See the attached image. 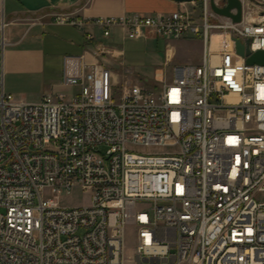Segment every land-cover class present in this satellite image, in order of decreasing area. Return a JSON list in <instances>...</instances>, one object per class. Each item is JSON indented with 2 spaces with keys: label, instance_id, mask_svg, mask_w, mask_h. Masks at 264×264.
Returning <instances> with one entry per match:
<instances>
[{
  "label": "built area",
  "instance_id": "2783aa9c",
  "mask_svg": "<svg viewBox=\"0 0 264 264\" xmlns=\"http://www.w3.org/2000/svg\"><path fill=\"white\" fill-rule=\"evenodd\" d=\"M240 1V22L202 0L188 2L201 6V24L188 8L53 14L94 48L90 59H63L62 84L79 88L71 97L15 100L0 46V264H127L115 234L128 226L145 233L131 264H264V64H248L234 40L264 50V10L253 9L264 0ZM218 24L233 25L231 48L203 46L202 62L175 66L158 93L129 80L114 101L115 73L98 57L124 51L105 47L95 29L105 39L180 38L213 36ZM129 145L177 150L140 154ZM75 187L90 202L62 204ZM163 232L170 247L158 246Z\"/></svg>",
  "mask_w": 264,
  "mask_h": 264
},
{
  "label": "rangeland",
  "instance_id": "374dc122",
  "mask_svg": "<svg viewBox=\"0 0 264 264\" xmlns=\"http://www.w3.org/2000/svg\"><path fill=\"white\" fill-rule=\"evenodd\" d=\"M14 0H5L6 5L13 3ZM188 9L195 18V21L201 24V6H193L188 3ZM9 7V6H8ZM9 9V8H6ZM254 11L264 10V5L254 6ZM97 40L102 41L105 47L112 50H123L124 55H105L98 57L100 63H104L115 73L116 81L113 87V99L119 102L123 94V87L127 81L140 83L149 90L158 93L164 83H171L174 79V68L177 64L197 65L202 62L203 56V37L202 34L184 35L180 38L156 37L142 39H123L116 35L111 39H105L97 36ZM51 56L47 59L45 71L29 72L19 75L6 74L4 77V87L7 93H11L17 101L37 102L47 94L59 92L65 93L71 97L77 94L79 88L60 84L52 86L50 78L55 66L62 60L66 54H84L87 59L91 58L93 49L82 46L76 50L70 49V46L63 48L59 44L47 43ZM167 45L173 46V55L167 57ZM69 50H71L69 52ZM67 51V52H66ZM76 51V52H75ZM168 53L171 54L169 48ZM157 72H162L164 79H157ZM128 149L140 154H170L177 150L175 146H133L129 145ZM49 193L45 192L47 197ZM50 195V194H49ZM262 195H258L261 198ZM91 192L83 190L81 187H75L70 194L61 196V203L68 206L83 205L90 202ZM136 230L133 226L126 227L125 232V257L127 264L132 263L135 257V240Z\"/></svg>",
  "mask_w": 264,
  "mask_h": 264
},
{
  "label": "crops",
  "instance_id": "0c3cea01",
  "mask_svg": "<svg viewBox=\"0 0 264 264\" xmlns=\"http://www.w3.org/2000/svg\"><path fill=\"white\" fill-rule=\"evenodd\" d=\"M187 5L188 2L178 3L173 0H14L13 3L6 5L3 0L2 12L7 22L4 29L7 40L3 51L4 77L6 74L43 73L47 59L51 56L47 43L59 44L63 48L70 46L73 51L82 46L93 49L92 45L86 42L82 31L71 25L55 23L53 14H71L88 18L120 16L134 12L155 14L188 8ZM95 33L96 36H101L99 29H95ZM167 46V57L170 59L173 55V46ZM169 48L171 54L168 53ZM67 55L80 54H66L62 57L55 66L56 70L53 72L55 76L50 78L52 86L62 84L63 59ZM179 65L188 64L180 63L175 66ZM157 79L160 81L164 79L162 72H157Z\"/></svg>",
  "mask_w": 264,
  "mask_h": 264
},
{
  "label": "bare ground",
  "instance_id": "6f19581e",
  "mask_svg": "<svg viewBox=\"0 0 264 264\" xmlns=\"http://www.w3.org/2000/svg\"><path fill=\"white\" fill-rule=\"evenodd\" d=\"M210 0H202V8H210ZM5 16V15H4ZM4 24L7 25L3 17V12L0 11V27ZM233 34V25L218 24L217 34L204 35L203 44L204 46L212 45L213 49L221 48H231L230 35ZM3 36V29L0 28V37ZM7 42H4V38H0L1 50L4 51ZM127 220H135V211L127 212ZM136 241H145V233L143 230H136ZM115 241H123L125 244V232L121 234H115ZM172 245V237H170V232H163V236L158 237V246L160 247H170Z\"/></svg>",
  "mask_w": 264,
  "mask_h": 264
},
{
  "label": "water",
  "instance_id": "95a60500",
  "mask_svg": "<svg viewBox=\"0 0 264 264\" xmlns=\"http://www.w3.org/2000/svg\"><path fill=\"white\" fill-rule=\"evenodd\" d=\"M178 3H186V2H192L195 0H173ZM225 2L224 6H218L215 2V0H210L211 2V8L212 10L224 17L231 18L234 22H240L242 19V2L240 0H223ZM236 10V13H233L232 10ZM236 43V50L237 52L245 56L247 55L246 62L248 64H264V50H259L256 52L251 53L249 48L250 40H246L245 43H243L240 39L234 38Z\"/></svg>",
  "mask_w": 264,
  "mask_h": 264
}]
</instances>
